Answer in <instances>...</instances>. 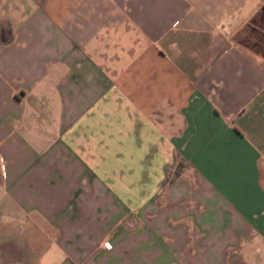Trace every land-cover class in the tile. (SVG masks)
Here are the masks:
<instances>
[{
	"label": "crops",
	"instance_id": "obj_1",
	"mask_svg": "<svg viewBox=\"0 0 264 264\" xmlns=\"http://www.w3.org/2000/svg\"><path fill=\"white\" fill-rule=\"evenodd\" d=\"M0 235V264H264V0H0Z\"/></svg>",
	"mask_w": 264,
	"mask_h": 264
},
{
	"label": "rangeland",
	"instance_id": "obj_2",
	"mask_svg": "<svg viewBox=\"0 0 264 264\" xmlns=\"http://www.w3.org/2000/svg\"><path fill=\"white\" fill-rule=\"evenodd\" d=\"M183 151H184V149H183V146H177V148H176V162H178V165L174 168V170L172 171V176H171V178H172V182H176V181H178V177L180 176L178 173H180V171H178V169L180 168L184 173L186 172L187 174H189L188 176L190 177L189 179H191V178H193L194 177V173L193 172H190V169H188L184 164H183V156H185L184 155V153H183ZM177 183V182H176ZM66 204H64V206H65ZM53 225V224H52ZM196 226V223H194L193 221H192V226ZM48 231V233L46 234V237H47V239H49L50 238V236H53L52 235V233H51V231H50V229H48L47 230ZM1 236V235H0ZM20 236V238H19V240H17L18 242H22V235L20 234L19 235ZM7 237V236H6ZM24 237V236H23ZM5 238V237H4ZM4 240V239H3ZM14 239H10V238H8L6 241H9L10 242V244H14V247H15V245H16V243H14V241H13ZM21 245V244H20ZM17 252H19V250H17V251H15V255H13V257L15 258L14 260H15V262L14 263H12V264H22V254H18ZM30 255H32V253L30 252ZM263 255H264V251H263V253H261V259H262V261L264 262V257H263ZM247 263L248 264H252L253 263V261H251V260H249V259H247ZM255 263V262H254ZM230 264H233V263H230ZM234 264H246V262L244 261V260H242V258H238V260L237 261H235L234 262Z\"/></svg>",
	"mask_w": 264,
	"mask_h": 264
},
{
	"label": "built area",
	"instance_id": "obj_3",
	"mask_svg": "<svg viewBox=\"0 0 264 264\" xmlns=\"http://www.w3.org/2000/svg\"><path fill=\"white\" fill-rule=\"evenodd\" d=\"M105 247L110 248V244L108 242H106Z\"/></svg>",
	"mask_w": 264,
	"mask_h": 264
}]
</instances>
